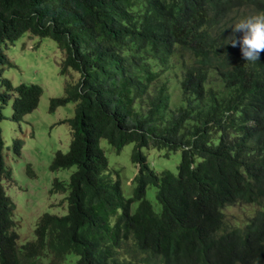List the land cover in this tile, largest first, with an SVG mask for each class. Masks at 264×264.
<instances>
[{"label":"trees","instance_id":"1","mask_svg":"<svg viewBox=\"0 0 264 264\" xmlns=\"http://www.w3.org/2000/svg\"><path fill=\"white\" fill-rule=\"evenodd\" d=\"M262 10L264 0H0V71L22 33L48 36L68 75L48 109L74 102L59 120L67 148L48 164L73 167L49 188L64 193L65 211L41 212L22 243L0 133V264H264V53L249 63L226 41L236 17ZM40 93L1 77L0 118L10 98L19 121ZM100 138L115 151L134 142L128 193ZM21 144L13 137L12 153ZM149 148L179 150L176 172L154 170ZM234 202L260 207L224 227L221 209Z\"/></svg>","mask_w":264,"mask_h":264},{"label":"rangeland","instance_id":"2","mask_svg":"<svg viewBox=\"0 0 264 264\" xmlns=\"http://www.w3.org/2000/svg\"><path fill=\"white\" fill-rule=\"evenodd\" d=\"M5 53L7 61L3 62L0 78H8L12 85L22 81L37 83L41 87L36 106L25 113L19 121H13L8 117L10 98L1 108L0 133L3 140L1 152L13 178L7 183L6 191L15 203L13 218L17 224L16 241L22 243L33 238V224L41 212L62 214L65 211L64 193L50 191L49 188L55 177L67 180L73 167L49 170L48 164L56 149L65 151L67 148L68 126L59 120L72 115L74 102L69 100L51 111L48 109L49 97L64 95V83L68 78V75L64 76L58 71V61L63 56V51L56 46L52 38L24 32L8 44ZM72 76L75 77L74 73ZM16 136L22 138V144L19 153L14 154L11 143L12 138ZM133 144V141L127 142L115 151L104 138L99 139V145L104 148L107 156L108 166L112 173H118L125 193L129 192L128 181L136 171V165L129 157ZM145 152L154 170L167 168L173 173L176 172L179 150H170L164 154L165 149L149 148ZM26 163L33 169V174L29 175L25 171ZM145 197L150 201L152 208L158 211L159 204L154 198L153 186L145 188ZM134 205L135 203L132 207ZM256 208L257 204L253 203L234 202L224 205L223 226H241L254 214Z\"/></svg>","mask_w":264,"mask_h":264},{"label":"clouds","instance_id":"3","mask_svg":"<svg viewBox=\"0 0 264 264\" xmlns=\"http://www.w3.org/2000/svg\"><path fill=\"white\" fill-rule=\"evenodd\" d=\"M229 26L232 27L234 35L226 40L227 43H231L233 47L239 46L246 62L257 63L260 53H264V10L240 15ZM235 33H242V36L237 38Z\"/></svg>","mask_w":264,"mask_h":264}]
</instances>
